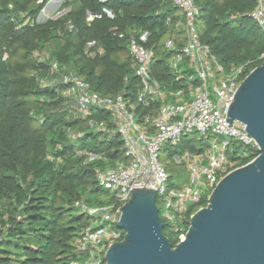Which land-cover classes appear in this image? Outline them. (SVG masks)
Here are the masks:
<instances>
[{"label": "trees", "instance_id": "1", "mask_svg": "<svg viewBox=\"0 0 264 264\" xmlns=\"http://www.w3.org/2000/svg\"><path fill=\"white\" fill-rule=\"evenodd\" d=\"M49 2L0 0V264L84 261L87 256L77 250L75 241L93 219L76 204L96 208L114 202L100 187L96 171L126 160L122 139L112 134L116 127L111 114L93 110L87 118L75 115L63 96L66 87L50 82L55 78L52 62L60 72L82 78L100 96L123 95L135 103L140 79L129 53V38L133 31L149 32L146 46L155 53L153 77L179 90L191 74L184 65L179 79L181 75L170 67L173 54L164 48L168 38L179 39L181 33L176 28L181 14L171 2L66 0L61 6L66 11L63 16L40 23ZM194 2L199 8L200 42L210 48L226 73L244 67L245 79L264 63V32L250 17L256 0ZM88 14L100 17L87 21ZM93 41L103 48L102 55H87L86 46ZM138 111L149 112L142 105ZM100 125L107 131L100 132ZM196 136L187 135L179 146L163 149L161 163L170 174L173 154L200 153L208 147L201 141L197 147ZM243 152L247 157L241 156ZM92 154L100 159L89 161ZM259 155V149L237 142L228 152L241 166ZM208 204L204 198L189 212ZM165 235L173 247L179 244L167 230Z\"/></svg>", "mask_w": 264, "mask_h": 264}, {"label": "built area", "instance_id": "2", "mask_svg": "<svg viewBox=\"0 0 264 264\" xmlns=\"http://www.w3.org/2000/svg\"><path fill=\"white\" fill-rule=\"evenodd\" d=\"M167 1L179 10L182 18L176 24L181 32L179 39L168 38L164 48L173 54L170 61L173 71L181 75L184 65L191 70L183 88L172 90L153 77L151 64L155 53L146 46L151 37L149 32L133 31L129 38V53L140 79L135 103L127 102L123 95L100 96L82 78L72 72H60L59 65L51 63V74L55 78L50 82L66 87L63 96L75 115L87 118L93 110L111 114L116 127L112 134L122 139L126 158L96 171L100 187L109 192L114 202L96 208L76 204L81 213L93 219V224L85 228L75 241L77 250L85 253L86 259L72 264H106L110 246L122 242L125 237L115 223L119 210L132 198V189L144 186L157 190L156 203L165 230L180 243L196 213L190 214L192 207L204 199L206 191H210L206 197L209 199L225 176L243 167L240 160L228 156L232 142L259 149L255 140L245 132L244 125L234 122L229 127L226 120L229 106L244 80L245 68L238 67L226 73L210 48L200 42L196 26L199 8L194 0ZM256 1L250 17L264 32V0ZM104 13L112 17L110 11L104 9ZM99 17L88 14L87 21ZM119 38L124 35L120 34ZM86 53L96 57L104 50L93 41L87 44ZM36 56L41 61L46 60L39 54ZM181 76L179 79H183ZM139 105L148 108L149 112L141 114ZM97 128L100 132L107 131L104 125ZM192 134L200 136V141L207 143L208 147L200 153L186 151L172 155L169 161L186 170L190 183L171 186V174L161 163L163 149L167 145L179 146L184 137ZM241 156L247 157V154L243 152ZM99 159L93 154L88 158L91 162Z\"/></svg>", "mask_w": 264, "mask_h": 264}, {"label": "water", "instance_id": "3", "mask_svg": "<svg viewBox=\"0 0 264 264\" xmlns=\"http://www.w3.org/2000/svg\"><path fill=\"white\" fill-rule=\"evenodd\" d=\"M226 120L246 127L260 155L217 184L176 247L165 235L157 190L132 189L115 222L124 240L110 246L106 264H264V63L243 80Z\"/></svg>", "mask_w": 264, "mask_h": 264}, {"label": "rangeland", "instance_id": "4", "mask_svg": "<svg viewBox=\"0 0 264 264\" xmlns=\"http://www.w3.org/2000/svg\"><path fill=\"white\" fill-rule=\"evenodd\" d=\"M65 1L66 0H55V1L51 0V4H52V2H53V4L50 5L49 7H47L43 11L42 16L39 18V22L43 23L44 21H46L50 18L55 19V18L63 16L66 13V11H61V6ZM195 139L197 141V147H199L200 145L198 142L200 141V136H196ZM213 140L214 139H212V141ZM161 157H162V155H161ZM165 162L168 163V160H165L164 163ZM169 163H171V162L169 161ZM171 164H173V163H171ZM171 175H172V179L170 182L171 186L181 187V186H187L190 183L189 182V175L186 172V170L182 167H178V166L174 165V171ZM209 193H210V191H206L204 194V198H206L209 195Z\"/></svg>", "mask_w": 264, "mask_h": 264}, {"label": "bare ground", "instance_id": "5", "mask_svg": "<svg viewBox=\"0 0 264 264\" xmlns=\"http://www.w3.org/2000/svg\"><path fill=\"white\" fill-rule=\"evenodd\" d=\"M54 1H55V0H54ZM52 4H53V2H52ZM52 4H51V5H52Z\"/></svg>", "mask_w": 264, "mask_h": 264}]
</instances>
